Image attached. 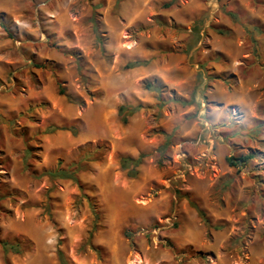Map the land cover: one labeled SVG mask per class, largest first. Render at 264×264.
Segmentation results:
<instances>
[{
  "label": "rangeland",
  "instance_id": "rangeland-1",
  "mask_svg": "<svg viewBox=\"0 0 264 264\" xmlns=\"http://www.w3.org/2000/svg\"><path fill=\"white\" fill-rule=\"evenodd\" d=\"M3 241L0 264H264V0H0Z\"/></svg>",
  "mask_w": 264,
  "mask_h": 264
},
{
  "label": "trees",
  "instance_id": "trees-1",
  "mask_svg": "<svg viewBox=\"0 0 264 264\" xmlns=\"http://www.w3.org/2000/svg\"><path fill=\"white\" fill-rule=\"evenodd\" d=\"M133 67V65L128 66ZM149 90H154V88H152L151 86H148ZM60 93H62V91L60 90ZM139 110V107H129V106H120L118 109V114L119 116H121V121L123 123L127 122V117L128 116H132L136 111ZM145 157V155L141 154L139 155L136 159H131V158H121L120 159V166L121 168L125 169L127 168L128 165H131L133 168H136L137 166L140 165L141 160ZM250 159V156H240L238 158H228L226 160V162L229 164V166L231 167H236L238 164H246V162ZM132 171V170H131ZM134 171V170H133ZM135 173V171H134ZM133 172L130 174H134ZM47 175L52 177V178H61V179H69L71 181H73L74 183H77V178L75 176V172H64V171H60V170H56V171H51V172H47ZM196 208V207H195ZM198 209V208H196ZM94 215L97 218V213L93 212ZM198 213L201 215V218L204 219V221L206 223H208V220L205 218V216H203V213L198 210ZM0 246L4 252V254H7L9 252H13V253H17V249H18V245L17 244H12V243H8L6 241H3L0 243ZM57 259L59 264H68L62 254V252L60 250L57 251ZM5 264H8L7 262H5Z\"/></svg>",
  "mask_w": 264,
  "mask_h": 264
}]
</instances>
